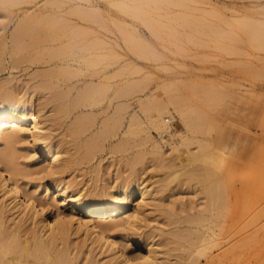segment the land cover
<instances>
[{"label":"rangeland","instance_id":"obj_1","mask_svg":"<svg viewBox=\"0 0 264 264\" xmlns=\"http://www.w3.org/2000/svg\"><path fill=\"white\" fill-rule=\"evenodd\" d=\"M172 1L185 4L105 15L89 9L86 0H0V68L8 66L0 69V87L38 109L46 144H57L60 166L67 163L56 174L67 186L66 197L91 199L103 192L130 207L140 205L139 234L145 242L129 249L161 248L162 234L174 229L178 218L187 221L175 227L200 232L210 214L214 243L203 254H191L195 264H264V29H256L260 36L242 25H224L223 18L237 16L229 0ZM148 18L160 21L145 25ZM43 21L55 33L52 40L40 29L42 38L32 33ZM155 117L164 120L167 131L152 123ZM0 142V151L11 153L20 167L25 188L36 189L47 209L65 215L68 206L60 205L56 186L29 164L30 143ZM195 171L210 176L202 180ZM134 181L146 193L143 200L139 189L117 195ZM209 181L215 190L212 205L204 197ZM7 199L0 189L7 229L18 224L21 235L32 237L40 224L51 222L50 214L40 221ZM163 208L182 218L166 216ZM199 209L206 218L201 216L202 228L203 220L200 225L188 220L197 213L201 219ZM69 233L74 264L90 259L115 264L100 242L74 228ZM182 244L185 249L171 250L177 257L170 252V260L180 254L190 259L191 247ZM43 256L36 264H52V256Z\"/></svg>","mask_w":264,"mask_h":264},{"label":"bare ground","instance_id":"obj_2","mask_svg":"<svg viewBox=\"0 0 264 264\" xmlns=\"http://www.w3.org/2000/svg\"><path fill=\"white\" fill-rule=\"evenodd\" d=\"M183 2L182 1L173 2L172 0H86L87 7L89 9H91L92 11L103 13L105 15H115V14H125V15L137 14L139 15V14H146L150 12L154 13V11H158V10L160 11L162 9L165 10V8L168 10L169 9L168 6H171L172 4H175V3L180 4V5L185 4ZM229 3H230V6H229L230 9L232 10V12L236 13L237 16L231 15L230 17L233 20L228 19L226 17H225V20H223L224 18L222 17L223 18L222 22L225 21V23H223L224 25L227 24V26L229 25V27L230 25H233L235 27L237 25L239 26L242 25L248 29V31L245 29L247 32H249V30L253 31L254 29H255L254 31H257L256 29L263 31L264 29V0H229ZM238 3L240 5H245V7L243 9L234 7ZM239 14L242 16V18L240 19H239L240 17ZM158 21H160V19L155 22H158ZM219 21L221 22V19ZM155 22L154 23L149 22V18H148V22L146 21V23L144 24L155 26L157 25ZM163 22L161 21L160 23L162 24ZM209 22L211 21L209 20ZM44 23L46 22L43 21V24H40L41 26H36L37 28L33 29L32 33L33 34L39 33L40 35V32H42L41 35L44 34V36L48 38L47 41L52 40L55 33L53 32V30L48 32V30L44 28L45 26H43L45 25ZM182 23L181 25L188 24V23H183V24ZM36 25H38V22ZM202 25H204V23H202ZM42 26L43 28H39ZM204 26L206 27V25ZM204 26L203 27L200 26L199 28H204ZM159 28H162V26H160ZM213 28L216 29L215 27ZM38 29H40V32ZM262 31L260 32L257 31L260 36L262 34ZM41 35L40 37L42 38L43 35L42 36ZM36 37L37 36H35V39ZM56 37L57 36H55V38ZM13 38L15 40V37ZM256 38H257V34H256ZM5 68H8V66L7 65L4 66L3 69ZM178 103L179 101L177 100V103L175 102V104L177 105ZM37 113H38V109L33 107L31 104H27L25 102L19 101L18 99H13L9 97L8 94H6V92L4 93L3 88L0 87V141L4 140L10 144L12 143V145L13 143L14 144L16 142L18 143V141H24V142L27 141L28 143H30L29 154H30V157H32L31 162L29 163L30 166L33 169H35V172H37V174L42 173L43 177L48 178L52 182V185L56 186L57 191H56L55 196L58 194L63 196L59 202H60V205L66 204L68 206V211L65 215H62L59 211L47 209L45 207L47 201L42 198L37 197L36 189L30 190L29 188L28 189L25 188L23 183L19 180L21 170L18 164L16 163V161H14V158H12V156L10 155L11 153L8 154V152L6 151H0V189L3 192L4 196L8 198L7 200H10V203H13L14 207L18 206L17 209H20V211H24L25 213H30L35 219H37L38 217H41V218H38L40 221L43 220L44 218L43 215L46 213L50 214V216L52 217L51 222L46 223V224H40L39 228H37L36 230L37 234L33 235L32 237H29V236L21 235L20 225L18 224L16 225L15 229H12V230L10 228L7 229V227H5L4 225L5 221H3L2 219L3 210L0 209V227H3L0 229V264H33V263L36 264V262L40 260V259L38 260V258L40 256L42 257V255H44L45 257L50 255L48 256V258L49 257L51 258L52 256L51 258L52 264H74V259L70 256L69 249L66 243L67 236L68 234H70L69 231L72 228H74L76 232L82 231L86 233L87 236L90 237V240L92 243L100 242L104 248V251L108 252L107 254L108 262H113L115 264H195L196 260L191 259L192 258L190 257L191 254L192 253H195V254L202 253L203 254L206 252V249L208 250V248L212 246V244L214 243V239H213V233H212L213 226L211 225L213 224L211 222L212 220H209L210 218H212L211 217L212 215L209 216L210 215L209 214L207 218L208 217L210 218L206 219L205 215L203 216L201 215L202 210L199 209L200 218L202 216V218H205L206 220H208L207 221L208 225H205V229H203L200 232L198 231L200 234L196 235V233L198 232L196 229L193 228V226H192L193 229H191V231H190V228L187 229L185 227V228H182L181 230V228H179L180 226L175 227V225L179 222V220H181L180 222L182 223V226L184 222L186 224L187 220H185V217H183L185 221H182L183 219L178 218V220H176V223L173 221L174 229L172 230L169 229V231L165 230L167 231L165 233L163 232L164 234H162V236H163L164 242L160 243L162 246L161 248L159 249L147 248L146 253H143L141 250L137 251V249H134V250L129 249L128 246L133 245V242L134 244H137V243L144 244L145 242V239L141 238V235L139 234L138 220H139V213L141 211L140 205L138 204L137 206L130 207L124 203H121L117 199V197L114 196V194H109V195L104 196L102 194L103 192L94 194L91 197V199L90 198L83 199L75 195L71 197H66L64 193L66 191L67 186L62 184L60 180L56 179V174L59 172H63L66 169L67 163L66 164L64 163L65 166L64 165L60 166L61 158H60L59 150L57 148V144L55 146H52V145L49 146L46 144V135L44 134V131L42 128V121L40 117L37 115ZM182 114L184 115V113L180 112L181 118L184 117ZM190 115H193V113L189 114V116ZM185 120H189V118ZM163 122L164 120L162 121L161 118H156V117L153 118L152 120V123L155 124L158 129H160L161 131H167V128L164 127ZM188 123L184 121L185 127H189L190 123L189 124ZM26 131L28 132V134H25ZM201 147H204V146L201 144ZM209 159L211 160V158ZM59 167H65V169L60 168L61 169L60 170ZM201 170L202 169L197 170V172H200ZM192 172H194V170H192ZM197 172L195 171V174L197 175L199 174L198 176L201 177L202 175ZM204 174L206 177L209 175L208 173L206 175V172ZM206 177H201V179L203 178L204 180H208L206 179ZM210 179L212 178L210 177ZM204 183H206V181ZM209 183L210 184H208L207 186L205 185L206 194L204 197H207L208 199L206 203L211 202L210 200H212L211 199L212 193L214 194V191H215L213 190L214 187H211L213 186V183L210 181ZM137 187L138 188H136V183L134 181V183H132L129 188L128 186L127 187L123 186L121 190L117 191V195H124V196L125 194L133 195V193L137 189H139L141 200H143L146 196V193L145 191H143L142 188H139V184L137 185ZM43 190L45 191L48 190V186L46 184L43 185ZM213 202L214 201H212L211 203L213 204ZM211 203L210 205H212ZM208 204H206V208H207L206 212L208 211V207H209L207 206ZM212 209L213 208H211V210L209 211L211 212ZM170 211L166 208H163V210H161V212L166 214V216L168 215L173 216L174 212H170ZM194 215L192 216L194 218H192L191 216H187V218L191 217V218H188V220L189 219L192 220V221L189 220L191 223L195 221L199 223V224H196L194 222L196 225H200L199 221L201 220H203L201 221V224H203L202 222L204 221L206 223L205 219H202V218L196 219L197 216L199 215L198 213H197V216L196 214ZM177 217L175 216V218ZM180 218H182V216H180ZM170 222L171 221L169 220V223ZM209 222H211V224H209ZM203 226L204 224L201 225L200 228H202ZM43 228H45L46 232H48L46 235L45 233H42ZM184 229H187V230L183 231ZM193 230L195 231L194 238H192L193 234H191ZM129 231L131 233H129ZM182 240L186 243L187 247L192 248V249L191 248L189 249L190 252L189 250L187 251V258L190 257V259L188 260L186 259V257L185 259H183L184 257L182 258L181 256L182 254H180L178 259L176 258L177 260L175 259L170 260L171 257L169 256H170L171 250H174V249L179 250L181 248L185 249V247H183L185 245H183L184 243L182 244ZM150 252L152 254H150ZM171 254L173 258L176 256V254H173L172 252ZM173 260L175 261L172 262ZM88 264H97V263H94L93 259H90V262Z\"/></svg>","mask_w":264,"mask_h":264}]
</instances>
